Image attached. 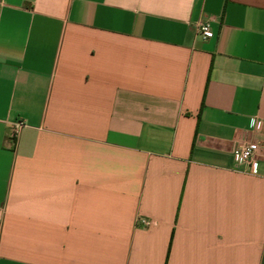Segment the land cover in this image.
Listing matches in <instances>:
<instances>
[{
    "label": "crops",
    "instance_id": "obj_1",
    "mask_svg": "<svg viewBox=\"0 0 264 264\" xmlns=\"http://www.w3.org/2000/svg\"><path fill=\"white\" fill-rule=\"evenodd\" d=\"M0 264H264V0H0Z\"/></svg>",
    "mask_w": 264,
    "mask_h": 264
},
{
    "label": "built area",
    "instance_id": "obj_2",
    "mask_svg": "<svg viewBox=\"0 0 264 264\" xmlns=\"http://www.w3.org/2000/svg\"><path fill=\"white\" fill-rule=\"evenodd\" d=\"M197 33L202 39H210L213 34L207 23H198ZM24 123L22 121H17L11 131V137L16 138L19 130L23 127ZM260 145L257 142H247L235 147L232 151L234 160L237 165L246 167L249 170H252L257 159L258 152L260 150ZM137 222L143 225L148 223L141 218L137 219Z\"/></svg>",
    "mask_w": 264,
    "mask_h": 264
}]
</instances>
